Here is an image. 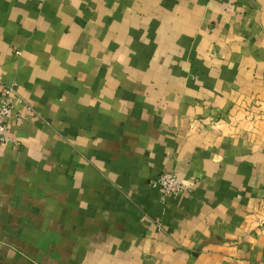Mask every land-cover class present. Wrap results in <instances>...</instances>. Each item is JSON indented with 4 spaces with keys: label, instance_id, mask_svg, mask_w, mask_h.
<instances>
[{
    "label": "crops",
    "instance_id": "0c3cea01",
    "mask_svg": "<svg viewBox=\"0 0 264 264\" xmlns=\"http://www.w3.org/2000/svg\"><path fill=\"white\" fill-rule=\"evenodd\" d=\"M8 86L0 264H264V0H0Z\"/></svg>",
    "mask_w": 264,
    "mask_h": 264
},
{
    "label": "built area",
    "instance_id": "2783aa9c",
    "mask_svg": "<svg viewBox=\"0 0 264 264\" xmlns=\"http://www.w3.org/2000/svg\"><path fill=\"white\" fill-rule=\"evenodd\" d=\"M15 98L16 91L13 87H5L0 93V145H5L9 141L7 119L12 112ZM153 183L163 190L164 197L171 194L177 195L189 190L180 182L178 174L174 171L161 173Z\"/></svg>",
    "mask_w": 264,
    "mask_h": 264
}]
</instances>
